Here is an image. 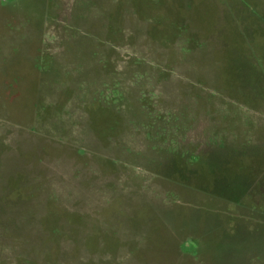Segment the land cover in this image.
I'll return each instance as SVG.
<instances>
[{"label":"rangeland","instance_id":"374dc122","mask_svg":"<svg viewBox=\"0 0 264 264\" xmlns=\"http://www.w3.org/2000/svg\"><path fill=\"white\" fill-rule=\"evenodd\" d=\"M0 264H264V0H0Z\"/></svg>","mask_w":264,"mask_h":264}]
</instances>
